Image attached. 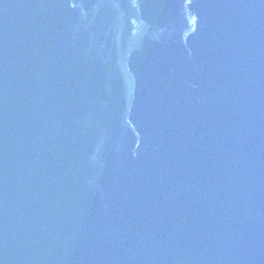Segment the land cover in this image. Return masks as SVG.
Listing matches in <instances>:
<instances>
[{
  "label": "water",
  "instance_id": "95a60500",
  "mask_svg": "<svg viewBox=\"0 0 264 264\" xmlns=\"http://www.w3.org/2000/svg\"><path fill=\"white\" fill-rule=\"evenodd\" d=\"M225 1L191 0L187 12L197 13L203 6L202 12H207ZM96 2L107 7L100 0H0V264H127L105 263L101 256L105 248L99 239L115 230L123 231L125 239L133 237L131 247L139 245V264H264V174L260 166L249 164L251 159L244 152L252 145V135L241 133V149L233 159L221 145V137L234 122L223 114L232 108L235 99L230 96L237 92L238 107L244 109L247 101L264 104V94L259 90L248 99L246 90L238 91L232 60L223 53L212 61L195 59L185 55L183 49L188 46L174 37L180 50L173 56L174 45L158 46L165 36L156 35L158 26L146 35L133 28L120 33L107 29L106 36L116 37L117 52L108 38L106 46H90L99 31L82 43L86 25L98 19ZM158 2L163 20L175 13L165 8L166 2L175 4L173 0ZM242 3L250 10L248 16L256 13L264 20V0ZM125 4L130 5V0ZM236 5L228 2L214 10L219 18L231 20L234 13L224 16L221 11ZM153 6V0L135 4L136 28L145 26ZM98 48L105 52L96 54ZM145 54L168 62L176 59L175 75L159 69L165 81L159 84L151 75L142 85L144 73H130L128 66L139 65L136 60ZM116 72L129 75L116 79ZM189 78L193 81L186 85ZM133 80L143 94L158 92L155 103L167 106L172 101L181 110L166 107L154 116L149 110L153 117L133 126L132 112L119 106L126 102L120 84L128 88ZM151 83L156 91L149 89ZM206 84L217 87L216 95L199 91ZM108 102L116 108L107 109ZM246 112L242 119L250 123L254 115L250 109ZM108 117L112 127L106 132L111 136L97 138L91 129ZM161 122L163 129L157 135L152 124ZM140 136L142 144L135 146ZM81 145L89 147L86 157ZM134 150H138L137 159ZM79 159L84 162L83 171L95 168L102 174L95 163L102 161L110 164L111 174L96 185L99 201L88 219L92 241L75 243L67 222L75 204L69 198L63 204L67 182L60 178L55 183V179L58 172L67 174L69 162ZM136 172L140 173L136 185L148 208L138 207L135 213L134 204L140 198L120 197L118 187L136 190L128 181ZM44 176L55 177L52 189L43 192L50 202L46 195L31 201L30 184ZM207 235L212 238L205 239Z\"/></svg>",
  "mask_w": 264,
  "mask_h": 264
}]
</instances>
